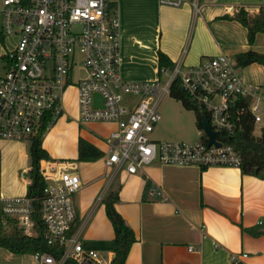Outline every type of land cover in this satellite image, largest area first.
Masks as SVG:
<instances>
[{
    "label": "built area",
    "instance_id": "built-area-1",
    "mask_svg": "<svg viewBox=\"0 0 264 264\" xmlns=\"http://www.w3.org/2000/svg\"><path fill=\"white\" fill-rule=\"evenodd\" d=\"M117 1L0 0V33L16 39L0 56V142L30 140L43 122L48 131L62 115L66 90L74 86L81 124L115 125L104 139L105 165L114 174L133 175L155 162L239 168V154L217 136L232 135L244 116L251 118L255 138L264 134V84L246 82L235 61L225 55L185 70L179 64L161 69L152 81L124 80ZM157 1L162 6L182 5V0ZM177 81L203 109L218 145L151 139L161 121L159 104ZM39 173L45 182L39 207L44 239L62 253L58 259L35 253L31 264H106L98 252L82 246L78 235L69 234L76 219L74 197L82 186L74 164L41 160ZM151 195L165 200L158 188ZM32 214L31 199L5 198L0 191V216L13 220L28 237L35 236Z\"/></svg>",
    "mask_w": 264,
    "mask_h": 264
},
{
    "label": "crops",
    "instance_id": "crops-1",
    "mask_svg": "<svg viewBox=\"0 0 264 264\" xmlns=\"http://www.w3.org/2000/svg\"><path fill=\"white\" fill-rule=\"evenodd\" d=\"M117 8L121 76L126 81L158 79V52L173 65L179 64L181 70L219 55L234 60L246 51L264 53L263 34H257L250 46L246 29L230 20L239 9L251 16L257 14L264 9V0H182L176 8L162 6L157 0H118ZM6 38L11 46L1 50L0 56L16 41ZM244 79L264 84V78L257 75H244ZM164 127L161 122L155 126L153 140L174 141L165 139L176 134ZM114 129L110 123L81 124L78 113L71 118L63 108L60 118L42 137L41 147L48 160L72 162L80 177L82 186L74 197L76 219L69 234L78 235L85 249L98 252L106 264L111 261L114 235L102 199L108 191L118 189L115 209L136 238L126 264H233V258L244 264H264V235L253 236L264 228V180L242 175L239 168L202 170L157 162L133 175L125 171L114 174L105 165L104 143ZM197 133L198 143L202 139L200 131ZM176 138L191 143L185 132ZM79 139L100 152L101 158L78 161ZM147 183L150 189H145ZM27 186L28 176L19 183L0 169V191L5 198L25 196ZM153 188H158L165 200L153 198ZM0 264H31V258L0 248Z\"/></svg>",
    "mask_w": 264,
    "mask_h": 264
},
{
    "label": "trees",
    "instance_id": "trees-1",
    "mask_svg": "<svg viewBox=\"0 0 264 264\" xmlns=\"http://www.w3.org/2000/svg\"><path fill=\"white\" fill-rule=\"evenodd\" d=\"M230 20L238 22L246 29L248 45H253L256 35H264V9L251 16L243 9L237 10ZM158 71L161 69L171 70L172 62L162 52L157 55ZM234 61L239 68H246L250 65H259L264 68V53L246 51L237 54ZM169 97L180 102L186 111H191L195 119V127L198 131H203L202 114L203 109L192 102L190 98L182 91L180 83L177 81L170 87ZM45 122H43L37 136L29 140L27 146V157L29 164L28 186L25 197L32 200L33 214L31 220L34 223L35 236L28 237L20 231L15 222L5 216H0V248L9 251L15 255L31 256L35 253H49L58 259L62 253L60 248H52L44 239V227L39 217L40 202L43 197L45 182L39 173V164L41 160H48L49 156L41 147L42 137L46 133ZM253 124L251 118L244 116L237 130L232 135L218 134V139L230 144L239 154V170L242 175H248L264 180V134L255 138L252 135ZM201 141L207 142L206 136L201 135ZM78 161L93 162L101 158V153L93 146L82 139L78 141ZM205 170V169H202ZM145 189H150V184L145 185ZM119 201L118 189L110 190L102 199L104 212L113 230L112 241V258L109 264H126V259L130 248L136 241L135 235L131 228L126 224L124 219L115 209V204ZM264 235V228L253 232L254 237ZM65 264H75L74 261L68 260ZM233 264H244L236 262Z\"/></svg>",
    "mask_w": 264,
    "mask_h": 264
},
{
    "label": "rangeland",
    "instance_id": "rangeland-1",
    "mask_svg": "<svg viewBox=\"0 0 264 264\" xmlns=\"http://www.w3.org/2000/svg\"><path fill=\"white\" fill-rule=\"evenodd\" d=\"M10 46V40H7V38L0 33V51H3L5 48H8ZM246 68H240L243 76L257 75L259 76V79L264 78V71L262 70V68L258 67V65H250ZM78 74L80 75V73L76 71V76ZM163 80L164 78L162 77L161 81ZM75 89L76 88L74 86H70L62 98L65 113H68L71 118H75L78 113ZM158 109L161 116L160 122L161 124L163 123L165 125L164 130H169L171 133L176 134L174 138H165L166 140L182 141V139H178L176 138V136L180 135L181 132H185L190 138V141L188 140L189 142H191L190 144L197 143L199 136L196 127L194 128V115L191 113V111H183V107L181 106L180 102L170 98L169 95H166L162 99ZM155 132L152 133L153 135H150L151 139H155ZM254 134L255 136H258L259 132L255 130ZM28 143L29 139L0 143V169L1 173H4L5 176L7 174L8 179L11 178L12 180L14 178L16 182L19 183L20 180H27L28 167L25 157L23 158V154H27V151L24 150V148L28 145ZM186 143H188L187 140ZM8 183L9 181H7V185Z\"/></svg>",
    "mask_w": 264,
    "mask_h": 264
},
{
    "label": "water",
    "instance_id": "water-1",
    "mask_svg": "<svg viewBox=\"0 0 264 264\" xmlns=\"http://www.w3.org/2000/svg\"><path fill=\"white\" fill-rule=\"evenodd\" d=\"M100 97L99 96H94V103L95 105H100ZM202 125H203V133L205 134V136L207 137V144H213V145H218L216 143V133L212 130V128L209 125V121L208 118L206 116V114H202Z\"/></svg>",
    "mask_w": 264,
    "mask_h": 264
}]
</instances>
